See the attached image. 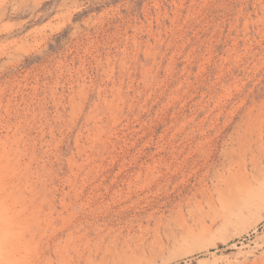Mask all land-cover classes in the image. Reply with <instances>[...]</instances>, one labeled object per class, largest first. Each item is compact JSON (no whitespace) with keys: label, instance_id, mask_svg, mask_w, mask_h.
<instances>
[{"label":"rangeland","instance_id":"rangeland-1","mask_svg":"<svg viewBox=\"0 0 264 264\" xmlns=\"http://www.w3.org/2000/svg\"><path fill=\"white\" fill-rule=\"evenodd\" d=\"M0 264H264V0H0Z\"/></svg>","mask_w":264,"mask_h":264}]
</instances>
